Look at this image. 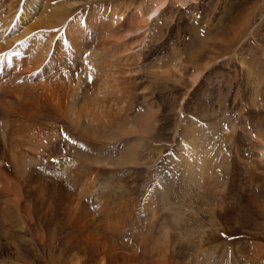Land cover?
<instances>
[{
  "label": "bare ground",
  "instance_id": "bare-ground-1",
  "mask_svg": "<svg viewBox=\"0 0 264 264\" xmlns=\"http://www.w3.org/2000/svg\"><path fill=\"white\" fill-rule=\"evenodd\" d=\"M181 2L0 0V264H180L171 227L154 234L156 197L215 184L218 151L183 119L169 154L181 184L168 172L138 182L161 160L168 112L184 110L181 86L199 81L181 31L170 55L174 25H154ZM252 138L256 181L264 138Z\"/></svg>",
  "mask_w": 264,
  "mask_h": 264
},
{
  "label": "rangeland",
  "instance_id": "rangeland-1",
  "mask_svg": "<svg viewBox=\"0 0 264 264\" xmlns=\"http://www.w3.org/2000/svg\"><path fill=\"white\" fill-rule=\"evenodd\" d=\"M181 1L184 7L179 3L180 10L171 6L169 17L162 16L154 25H174L168 42L170 55L181 31L182 55L188 62L193 53L198 58L199 81L190 87L187 79L181 86L177 100L184 110L168 112V141L161 160L150 176L141 173L138 185L144 191L161 172L173 173L177 185L181 184V173L169 154L174 153V127L186 119L188 125L198 127L200 141L218 151L214 172H220L219 180L215 184L202 181L196 192L182 184L165 188L167 195L162 197L158 192L159 220L154 234L162 223L171 227L172 240L178 244L179 255L182 253L180 264L195 262L196 253L200 259L202 252L206 255L203 264L208 259L211 264H264V211L260 210L264 205V165L255 173L256 181L250 169L252 134L258 132L264 138V0ZM175 87L170 86L171 90ZM171 96L166 101H172ZM230 128H234L233 134L225 133ZM134 185L132 182L129 187ZM140 195L138 200L143 193Z\"/></svg>",
  "mask_w": 264,
  "mask_h": 264
},
{
  "label": "snow or ice",
  "instance_id": "snow-or-ice-1",
  "mask_svg": "<svg viewBox=\"0 0 264 264\" xmlns=\"http://www.w3.org/2000/svg\"><path fill=\"white\" fill-rule=\"evenodd\" d=\"M24 43V41H21V44H23ZM65 139H67V137H65Z\"/></svg>",
  "mask_w": 264,
  "mask_h": 264
}]
</instances>
